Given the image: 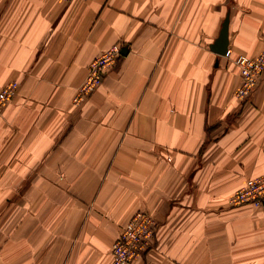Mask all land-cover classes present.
Masks as SVG:
<instances>
[{
	"label": "crops",
	"instance_id": "1",
	"mask_svg": "<svg viewBox=\"0 0 264 264\" xmlns=\"http://www.w3.org/2000/svg\"><path fill=\"white\" fill-rule=\"evenodd\" d=\"M263 48L264 0H0V89L17 82L0 114V264H110L137 210L156 233L131 264H264V204L228 205L264 174V74L234 95L235 59Z\"/></svg>",
	"mask_w": 264,
	"mask_h": 264
},
{
	"label": "built area",
	"instance_id": "2",
	"mask_svg": "<svg viewBox=\"0 0 264 264\" xmlns=\"http://www.w3.org/2000/svg\"><path fill=\"white\" fill-rule=\"evenodd\" d=\"M119 56L120 46L114 44L91 61L85 79L73 97L75 105L81 103L85 95L101 83L103 74L113 67ZM235 63L240 81L234 95L238 100L244 101L264 74V48L253 57L239 55ZM16 88L17 82L11 80L0 89V114ZM228 202L233 207L245 204L261 207L264 204V174L246 179L244 184L230 195ZM155 233L154 217L144 210L135 211L112 244L110 264H131L144 257L154 245Z\"/></svg>",
	"mask_w": 264,
	"mask_h": 264
},
{
	"label": "water",
	"instance_id": "3",
	"mask_svg": "<svg viewBox=\"0 0 264 264\" xmlns=\"http://www.w3.org/2000/svg\"><path fill=\"white\" fill-rule=\"evenodd\" d=\"M212 50L217 53L224 54L227 49V18L223 22L222 28L218 35V38L211 45Z\"/></svg>",
	"mask_w": 264,
	"mask_h": 264
},
{
	"label": "rangeland",
	"instance_id": "4",
	"mask_svg": "<svg viewBox=\"0 0 264 264\" xmlns=\"http://www.w3.org/2000/svg\"><path fill=\"white\" fill-rule=\"evenodd\" d=\"M115 45H118V44H115ZM111 46H112V45H111ZM111 46H110V47H111ZM108 48H109V47H108ZM106 49H107V48H106ZM106 49H104V50H106ZM104 50H102L100 53H102ZM100 53H98L97 55H99ZM97 55H95V56L91 59V61L94 60V59L96 58ZM118 59H119V58L116 59L115 64L113 65V67H115L116 62L118 61ZM91 61L88 63L87 68H88L89 64L91 63ZM113 67H112L111 69H113ZM87 68H86V73H87ZM111 69H110V70H111ZM110 70H109V71H110ZM107 72H108V71H105V73L103 74L102 79H101V83H102V81H103V77H104V75H105ZM86 73H85V76H86ZM85 76H84L83 80L81 81V83L79 84V86L83 83V81H84V79H85ZM101 83H100L98 86H96L93 90L89 91V92L85 95V97H84V99L81 101V103L75 105V104L73 103V97H74L75 93H76L77 90H78V87H79V86H78V87L76 88V90H75V93H74L73 97H72V103H73L75 106H79V105L83 104V103H84V102H85V101L91 96V94L93 93V91L96 90V89L101 85ZM248 97H249V96H248ZM248 97H247V98H248ZM247 98H246V99H247ZM246 99H245V100H246ZM228 205L231 206V205L229 204V202H228ZM231 207H233V206H231Z\"/></svg>",
	"mask_w": 264,
	"mask_h": 264
}]
</instances>
